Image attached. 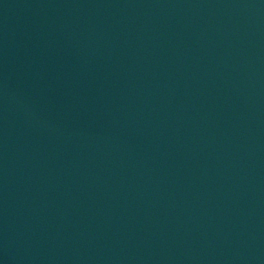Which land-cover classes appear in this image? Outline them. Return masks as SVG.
I'll return each instance as SVG.
<instances>
[{
  "label": "water",
  "instance_id": "water-1",
  "mask_svg": "<svg viewBox=\"0 0 264 264\" xmlns=\"http://www.w3.org/2000/svg\"><path fill=\"white\" fill-rule=\"evenodd\" d=\"M0 264H264V0H0Z\"/></svg>",
  "mask_w": 264,
  "mask_h": 264
}]
</instances>
